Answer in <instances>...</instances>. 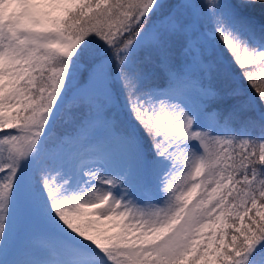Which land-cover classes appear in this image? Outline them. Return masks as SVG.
I'll return each mask as SVG.
<instances>
[{
	"label": "snow or ice",
	"instance_id": "6c2138e0",
	"mask_svg": "<svg viewBox=\"0 0 264 264\" xmlns=\"http://www.w3.org/2000/svg\"><path fill=\"white\" fill-rule=\"evenodd\" d=\"M0 264H264V0H0Z\"/></svg>",
	"mask_w": 264,
	"mask_h": 264
}]
</instances>
